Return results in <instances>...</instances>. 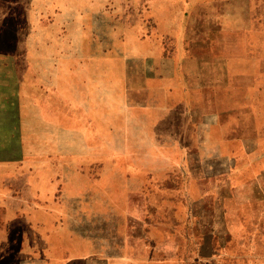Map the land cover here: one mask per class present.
I'll use <instances>...</instances> for the list:
<instances>
[{
    "label": "crops",
    "instance_id": "0c3cea01",
    "mask_svg": "<svg viewBox=\"0 0 264 264\" xmlns=\"http://www.w3.org/2000/svg\"><path fill=\"white\" fill-rule=\"evenodd\" d=\"M243 183L263 200L264 0H0V264H216Z\"/></svg>",
    "mask_w": 264,
    "mask_h": 264
},
{
    "label": "rangeland",
    "instance_id": "374dc122",
    "mask_svg": "<svg viewBox=\"0 0 264 264\" xmlns=\"http://www.w3.org/2000/svg\"><path fill=\"white\" fill-rule=\"evenodd\" d=\"M243 13L244 16H249L251 10L244 9ZM149 30L156 38H162L161 44H163L166 49L170 50L171 40L169 35L167 36L164 34L162 36H156L155 34L157 31L159 34L163 33L160 26H151ZM117 37L118 36L116 35L114 43L115 48H126L130 45L127 40ZM146 47L155 48L154 45H147ZM147 73L150 76H155L157 70L148 68ZM163 75L168 77V81L162 84L166 89L147 90V98L151 100L152 97L155 104H159L160 102H170V70L164 69ZM148 84H150V81ZM252 196L253 193L251 185L243 183L239 188H237L236 199L231 196L230 199L225 200V205L229 210L242 214V232L240 233L236 230L233 238L227 242V246L224 250H222L224 254L215 258L216 264H264V198L263 200L260 199L252 202ZM254 197H256L255 194Z\"/></svg>",
    "mask_w": 264,
    "mask_h": 264
}]
</instances>
